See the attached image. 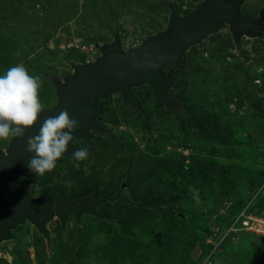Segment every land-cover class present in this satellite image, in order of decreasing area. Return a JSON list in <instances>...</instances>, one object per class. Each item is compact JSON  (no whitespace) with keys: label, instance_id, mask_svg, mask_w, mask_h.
I'll return each mask as SVG.
<instances>
[{"label":"rangeland","instance_id":"rangeland-1","mask_svg":"<svg viewBox=\"0 0 264 264\" xmlns=\"http://www.w3.org/2000/svg\"><path fill=\"white\" fill-rule=\"evenodd\" d=\"M202 1L0 0V73L22 64L40 77L42 109L53 107L54 79L116 34L137 47ZM243 4L256 16L264 0ZM162 71L172 104L147 82L131 88L139 106L101 98L105 130H91L87 159L62 156L29 184L51 200L120 189L99 207L106 218L69 217L62 229L55 217L49 241L27 220L0 242V264H264V32L236 41L224 25Z\"/></svg>","mask_w":264,"mask_h":264},{"label":"water","instance_id":"water-1","mask_svg":"<svg viewBox=\"0 0 264 264\" xmlns=\"http://www.w3.org/2000/svg\"><path fill=\"white\" fill-rule=\"evenodd\" d=\"M244 1L204 0L184 16L178 15L175 10L164 30L148 36L137 47L123 49L121 38L116 34L111 43L100 46L101 55L95 60L73 65L74 72L63 81L55 78L57 104L42 109L38 122L26 132L25 137L12 138L6 153L0 156V242L10 239L11 229L27 220L49 241L47 223L55 215L62 227H65L67 216L71 214L77 221L83 214L106 218L98 207L107 201L118 200L120 189L113 195L102 194L96 200L92 195L69 200L59 194L54 201L30 195L29 184L36 181L37 175L27 167L30 158L26 151L27 138L38 133L39 125L45 118L66 109L70 117L80 123L73 133L74 139H81L88 148L91 145V130H105L97 120L103 112L98 105L99 100L119 92L124 102L139 106L140 101L131 88L144 82L153 87L155 99L172 104L173 100L168 95L172 79L164 75L162 69L165 65L179 66L192 45L224 25L229 26L236 41L244 35L262 34L264 7L258 19L251 18L240 11ZM74 151L75 146L70 142L62 156L71 157Z\"/></svg>","mask_w":264,"mask_h":264},{"label":"clouds","instance_id":"clouds-1","mask_svg":"<svg viewBox=\"0 0 264 264\" xmlns=\"http://www.w3.org/2000/svg\"><path fill=\"white\" fill-rule=\"evenodd\" d=\"M39 80V76L30 74L22 64L0 73V139L24 138L38 122L42 111ZM79 125V121L71 118L66 109L45 118L39 125L38 133L29 136L26 141V151L30 154L27 163L29 171L40 176L53 170L69 143H75L73 133ZM88 155L85 146L75 148L70 158L78 166Z\"/></svg>","mask_w":264,"mask_h":264},{"label":"flooded vegetation","instance_id":"flooded-vegetation-1","mask_svg":"<svg viewBox=\"0 0 264 264\" xmlns=\"http://www.w3.org/2000/svg\"><path fill=\"white\" fill-rule=\"evenodd\" d=\"M246 1V0H245ZM243 4V3H242ZM241 4V5H242ZM244 5V4H243ZM242 5V6H243ZM242 6H241V8H242ZM264 7V5H261V7L258 9V11H257V14H256V16H250V15H247V14H245V15H247V16H249V17H251V18H256V19H258L259 17H260V13H261V9ZM241 11V10H240ZM242 12V11H241ZM243 13V12H242ZM244 14V13H243ZM229 27V26H228ZM264 32V27H263V31H262V33ZM234 39V38H233ZM235 40V39H234ZM63 156H66V155H63ZM62 157V156H61ZM59 194H61V195H63L65 198H67L64 194H62V193H58L57 195H56V197L59 195ZM103 194H107V193H103ZM115 194V193H114ZM31 195V194H30ZM102 195V194H101ZM111 195V194H110ZM113 195V194H112ZM32 196V195H31ZM33 197V196H32ZM45 197V196H44ZM56 197H55V199H56ZM100 197V196H99ZM99 197H95V196H93V199H98ZM46 199H48L49 201H54V200H51V199H49V198H47V197H45ZM67 199H69V198H67ZM69 200H72V199H69ZM108 202V201H107ZM100 207V206H99ZM99 207H98V210H99ZM100 211V210H99ZM56 217V215L53 217V218H55ZM69 217H72L73 219H75L76 220V218L74 217V215L73 214H71V215H68L67 216V219H66V222H65V227H66V223H67V221H68V219H69ZM52 218V219H53ZM57 218V217H56ZM51 219V220H52ZM58 219V218H57ZM50 220V221H51ZM59 220V219H58ZM49 221V222H50ZM77 221V220H76ZM59 223H60V221H59ZM60 227L63 229V228H65V227H62L61 226V223H60Z\"/></svg>","mask_w":264,"mask_h":264}]
</instances>
